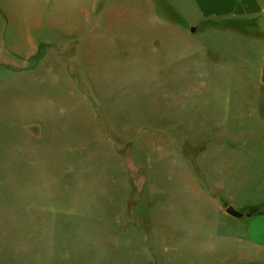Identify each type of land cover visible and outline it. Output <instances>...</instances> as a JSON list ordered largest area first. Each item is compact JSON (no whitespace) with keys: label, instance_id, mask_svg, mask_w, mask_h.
I'll return each instance as SVG.
<instances>
[{"label":"rangeland","instance_id":"374dc122","mask_svg":"<svg viewBox=\"0 0 264 264\" xmlns=\"http://www.w3.org/2000/svg\"><path fill=\"white\" fill-rule=\"evenodd\" d=\"M179 4L0 0L5 38L31 51L0 96V264H264V249L235 240L247 216L217 207L216 156L202 164L231 81L201 68L216 40ZM235 182L234 205L258 195Z\"/></svg>","mask_w":264,"mask_h":264},{"label":"crops","instance_id":"0c3cea01","mask_svg":"<svg viewBox=\"0 0 264 264\" xmlns=\"http://www.w3.org/2000/svg\"><path fill=\"white\" fill-rule=\"evenodd\" d=\"M182 2L188 6L179 4V10L184 14L192 12L197 19L192 26L199 28L205 37L208 36L210 39L213 37L216 40L215 44L206 41L200 47L202 51L198 53L201 56V68H204L205 72H215L219 84L223 83L226 76H230L231 81L226 87L227 90L229 88V94L227 90L224 94L221 87L215 92L214 112L220 124H216L209 135L202 136L201 144L205 145L202 164H205L209 153L216 156L213 186L219 188L224 198H220L222 202L217 205L220 212L223 213L224 204H227L241 214L240 218L245 214L250 222L246 232L236 236L235 240L244 242L252 250L264 249V200L259 199L264 198V0H182ZM0 12L1 96V93L7 91L9 81L16 72L25 69V61L31 58V51L21 52V48L16 49L15 45L10 44L5 38L9 27V11L1 5ZM219 39H222V43L217 42ZM200 87L206 91L211 85L204 81ZM230 118L233 122L242 124V127L230 131L228 123ZM243 124H247V128L243 127ZM237 161H253L256 170L249 176H238L233 171ZM230 167L232 190L230 194H225L222 193L228 180L225 172ZM236 180L243 184L244 181L250 185L253 183L258 198L249 195L246 201L240 203L241 205H234L237 197L233 189ZM261 191L262 197L259 196ZM244 256L240 255L239 262L250 260ZM253 261V264H259Z\"/></svg>","mask_w":264,"mask_h":264},{"label":"water","instance_id":"95a60500","mask_svg":"<svg viewBox=\"0 0 264 264\" xmlns=\"http://www.w3.org/2000/svg\"><path fill=\"white\" fill-rule=\"evenodd\" d=\"M226 214H228L231 217L240 218L241 214L238 213L236 210H234L232 207H227L225 210Z\"/></svg>","mask_w":264,"mask_h":264}]
</instances>
